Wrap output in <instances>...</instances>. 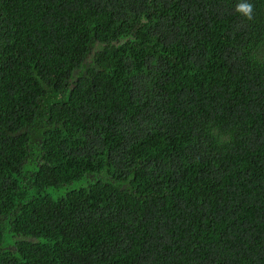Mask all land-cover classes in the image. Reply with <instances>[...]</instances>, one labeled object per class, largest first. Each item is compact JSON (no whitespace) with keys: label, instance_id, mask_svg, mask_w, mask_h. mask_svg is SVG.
Segmentation results:
<instances>
[{"label":"trees","instance_id":"trees-1","mask_svg":"<svg viewBox=\"0 0 264 264\" xmlns=\"http://www.w3.org/2000/svg\"><path fill=\"white\" fill-rule=\"evenodd\" d=\"M0 0V264H264V0Z\"/></svg>","mask_w":264,"mask_h":264},{"label":"clouds","instance_id":"clouds-1","mask_svg":"<svg viewBox=\"0 0 264 264\" xmlns=\"http://www.w3.org/2000/svg\"><path fill=\"white\" fill-rule=\"evenodd\" d=\"M236 11L242 14L246 19L251 20L253 18L254 5L248 2V0H240L236 5Z\"/></svg>","mask_w":264,"mask_h":264}]
</instances>
